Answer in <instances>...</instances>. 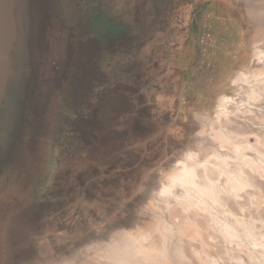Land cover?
Wrapping results in <instances>:
<instances>
[{
    "label": "rangeland",
    "instance_id": "1",
    "mask_svg": "<svg viewBox=\"0 0 264 264\" xmlns=\"http://www.w3.org/2000/svg\"><path fill=\"white\" fill-rule=\"evenodd\" d=\"M65 3L69 27L45 107L11 162H0V264H119L116 243L160 220L180 240L164 264H256L208 217L155 200L161 216L149 201L163 195L162 171L196 153L193 135L214 134V105L236 96L229 81L264 72V0ZM219 9L242 23L241 65L227 82H200L192 67L178 70V46L199 38L208 12ZM249 143L263 165L247 173L244 196L226 204L261 237L264 147ZM253 255L264 264L258 249Z\"/></svg>",
    "mask_w": 264,
    "mask_h": 264
},
{
    "label": "bare ground",
    "instance_id": "2",
    "mask_svg": "<svg viewBox=\"0 0 264 264\" xmlns=\"http://www.w3.org/2000/svg\"><path fill=\"white\" fill-rule=\"evenodd\" d=\"M256 3L252 4L254 8ZM229 83L236 96L223 95L214 105L215 116L212 122L209 120L216 126L214 134L208 136L202 127L201 133L193 135L196 153L162 171L159 187L166 196L154 195L148 201L152 207L157 200L162 206H176L185 213L196 211L208 217L226 242L245 244L248 258L257 264L253 250L258 249L264 258V236L256 237L248 223L233 218L226 201L240 200L249 187L247 173L260 172L263 165V156L249 141L256 140L260 148L264 147V72L240 75ZM243 142L247 144L242 145ZM154 208L161 216L166 214L162 208ZM168 225L160 220L147 232L129 231L116 243L119 264H164L173 240L180 241Z\"/></svg>",
    "mask_w": 264,
    "mask_h": 264
},
{
    "label": "water",
    "instance_id": "3",
    "mask_svg": "<svg viewBox=\"0 0 264 264\" xmlns=\"http://www.w3.org/2000/svg\"><path fill=\"white\" fill-rule=\"evenodd\" d=\"M65 5V0L0 2V162L4 164L23 147L35 112L37 121L45 107L60 67L61 30L69 27Z\"/></svg>",
    "mask_w": 264,
    "mask_h": 264
},
{
    "label": "crops",
    "instance_id": "4",
    "mask_svg": "<svg viewBox=\"0 0 264 264\" xmlns=\"http://www.w3.org/2000/svg\"><path fill=\"white\" fill-rule=\"evenodd\" d=\"M208 14V25L202 30L200 37L195 36L193 41L184 43L182 47L178 46V70L186 74L192 67L191 71L195 76L198 74L200 82L224 83L229 81L241 65L242 23L239 17L228 9L213 10ZM204 30H211V42L205 40ZM205 96L207 95L187 93L182 98L195 99Z\"/></svg>",
    "mask_w": 264,
    "mask_h": 264
},
{
    "label": "snow or ice",
    "instance_id": "5",
    "mask_svg": "<svg viewBox=\"0 0 264 264\" xmlns=\"http://www.w3.org/2000/svg\"><path fill=\"white\" fill-rule=\"evenodd\" d=\"M0 2H2V0H0Z\"/></svg>",
    "mask_w": 264,
    "mask_h": 264
}]
</instances>
